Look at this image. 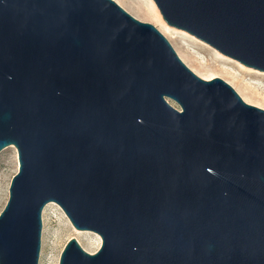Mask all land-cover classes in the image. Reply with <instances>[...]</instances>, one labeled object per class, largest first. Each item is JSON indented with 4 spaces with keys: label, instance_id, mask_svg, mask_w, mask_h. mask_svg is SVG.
<instances>
[{
    "label": "water",
    "instance_id": "water-1",
    "mask_svg": "<svg viewBox=\"0 0 264 264\" xmlns=\"http://www.w3.org/2000/svg\"><path fill=\"white\" fill-rule=\"evenodd\" d=\"M153 1L264 71V0ZM9 146L0 264H39L51 202L102 240L91 253L73 236L59 264H264V108L196 74L115 0H0Z\"/></svg>",
    "mask_w": 264,
    "mask_h": 264
},
{
    "label": "rangeland",
    "instance_id": "rangeland-1",
    "mask_svg": "<svg viewBox=\"0 0 264 264\" xmlns=\"http://www.w3.org/2000/svg\"><path fill=\"white\" fill-rule=\"evenodd\" d=\"M115 1L137 19L144 22L152 23L157 27V25L152 19V12L146 0H115ZM173 36L174 37L171 38L172 42L170 40L169 41L173 45L178 55L181 49L183 52L187 53L190 56L191 60L193 61L191 66L197 69L199 73L201 74L214 73L216 75H223L225 78H222L220 76H216V77H220L225 81H227V79H231L232 77H235L242 83V85H244V87L246 86L247 92H249L250 90L252 92L254 90H258L260 93H256V94L254 93L253 95L257 99L264 101V81L259 82L255 76L248 73L247 70H245L242 66H240V64H238L239 61L223 53H222L223 55L231 58V61L229 60L225 61L219 58H213V50L205 46L206 44L209 45L208 43L198 39L194 35L182 29H179L177 32H175ZM209 46L212 47L211 45ZM212 48L215 49L214 47ZM244 66L247 68L254 69L246 65ZM170 102L174 106L178 107V105L175 102L171 100ZM18 170H19V160H18L17 149L14 146H9L4 148L0 152V213L4 209L9 199L10 184L13 175H15L18 172ZM51 203H53L50 211L51 222L46 225H44L43 223L42 244H41L39 264H59L60 257L65 245L72 238V235H75V231L68 224V220H67L68 217L66 218L64 216L65 213L62 210V208L55 202H51ZM89 236H90L89 244L85 242L81 244L84 247V249H86L88 252L94 253L100 248L102 240L98 234L96 235L94 234V232L92 233V231Z\"/></svg>",
    "mask_w": 264,
    "mask_h": 264
},
{
    "label": "bare ground",
    "instance_id": "bare-ground-1",
    "mask_svg": "<svg viewBox=\"0 0 264 264\" xmlns=\"http://www.w3.org/2000/svg\"><path fill=\"white\" fill-rule=\"evenodd\" d=\"M146 1L148 2L150 10L152 12L153 21L157 25L158 29L167 37V39L169 38L168 40L171 41L172 40L171 38L174 37L173 36L174 33L177 32L179 29L170 26L167 22L164 21L160 11L158 10V8L156 7V5L153 3L152 0H146ZM205 46L209 47L213 50V58H219V59H222L225 61H227V60L231 61V58L223 55L220 51L213 49L212 47H210L207 44ZM179 56L196 74H198L199 76H201L204 79H212L216 76H220L222 78H225L223 75H216L214 73H209V74L199 73V71L197 69H195L191 66L193 61L191 60L190 56L187 53L182 51V49H181V51H179ZM238 64H240V66H242L245 70H247L248 73L255 76L259 82L264 81V71H261V70L255 69V68L254 69L247 68L243 64H241V62H238ZM227 82L238 92V94L242 97V99L245 102L251 103V104L256 105L258 107H261V108H264V101L257 99L253 95L254 93L255 94L260 93L258 90H254L253 92L250 90L249 92H247L246 86L244 87V85H242V83L238 79H236L235 77H232L231 79H227ZM52 204L53 203H49L44 208V211H43V223H44V225L51 222V212L50 211L52 208ZM64 216L67 218V216L65 214H64ZM67 220H68V224L75 231V235H72V237L74 236L80 244L83 242L89 244V240H90L89 235H90L91 231L79 230L70 222V220L68 218H67ZM94 234H96V233H94Z\"/></svg>",
    "mask_w": 264,
    "mask_h": 264
}]
</instances>
